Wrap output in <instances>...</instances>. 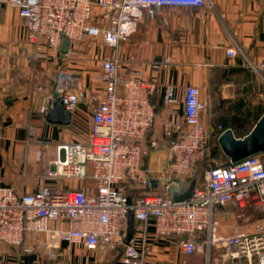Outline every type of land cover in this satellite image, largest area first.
<instances>
[{
  "label": "built area",
  "instance_id": "1",
  "mask_svg": "<svg viewBox=\"0 0 264 264\" xmlns=\"http://www.w3.org/2000/svg\"><path fill=\"white\" fill-rule=\"evenodd\" d=\"M7 1L23 19L25 39L36 54L56 59L63 38L68 51L71 44L98 36L115 48L135 31L143 15L153 17L169 6L202 7L206 0ZM226 53L233 57L236 51L228 48ZM252 68L264 82V55ZM99 81L101 93H88L77 86L75 73L61 69L55 77L56 97L47 93L48 103L40 108L45 115L54 99L68 111L79 103L89 107L86 138L67 144L65 162L57 173L75 180L90 177L94 188L58 190L42 184L32 192L16 193L0 185V245L25 252L37 249L49 261L65 260L75 245L86 251L99 245L109 251L121 246L119 264H144L151 251L146 228L150 222L153 236L172 238L183 255L202 254L203 264H264V224L256 221L252 229L246 225L255 213L264 220V152L208 164V153L222 131L218 127L206 132L199 117L206 103L195 86L187 85L183 119L165 129L168 156L153 185L144 158L161 145L147 138L155 116L150 101L155 84L144 80L139 69L120 75L118 60L109 56L100 59ZM165 99L176 102L172 88L165 90ZM201 165L200 182L190 197L178 202L169 199L167 185L190 179ZM154 186L159 190L153 192ZM225 205L239 219L229 233L222 232L225 224L216 211ZM129 215L136 223V233L130 237ZM62 241L67 242L66 248L61 247Z\"/></svg>",
  "mask_w": 264,
  "mask_h": 264
},
{
  "label": "crops",
  "instance_id": "2",
  "mask_svg": "<svg viewBox=\"0 0 264 264\" xmlns=\"http://www.w3.org/2000/svg\"><path fill=\"white\" fill-rule=\"evenodd\" d=\"M99 38L83 39L78 45L71 44L66 55L60 52L56 59H46L26 41L24 21L17 10L7 0H0V185L16 193L32 192L42 184L58 190L92 191V178L75 180L57 173L65 162L67 144L86 138L91 110L79 103L69 111L68 124H57L48 122L40 108L48 103L47 93H56L55 77L61 69L76 74L79 88L100 94L103 56L118 60L120 75L139 69L144 80L155 84L150 96L155 116L147 138L157 139L161 145L149 151L144 166L156 184L168 156L163 142L165 129L182 121L183 89L187 85L195 86L199 98L206 103L199 117L207 133L220 127L230 128L236 137L246 134L237 132L246 111L236 108L228 97L237 89L254 86L257 77L262 80L252 65H257L264 55V0H206L202 7H163L153 17L143 15L135 31L115 48ZM228 48L236 51L233 57L227 55ZM215 80L225 82L221 93L226 101L210 102L213 94L205 88L212 84L215 87ZM38 86L42 89L38 90ZM167 88L173 90L174 104L165 99ZM87 168L90 171L91 165ZM158 190L155 187L153 192ZM216 211L225 224L222 232L229 233L231 226L239 223L230 205L218 206ZM135 226L129 215L127 235L129 228L131 235L136 233ZM146 228L151 251L144 264L204 263L202 254L179 253L172 238L153 236L150 222ZM61 247L66 248L67 242L62 241ZM121 252V246L109 251L99 245L86 251L75 245L65 260L49 261L41 258L37 249L25 252L0 245V264H119Z\"/></svg>",
  "mask_w": 264,
  "mask_h": 264
},
{
  "label": "water",
  "instance_id": "3",
  "mask_svg": "<svg viewBox=\"0 0 264 264\" xmlns=\"http://www.w3.org/2000/svg\"><path fill=\"white\" fill-rule=\"evenodd\" d=\"M68 51V42L63 38L60 52ZM56 97V93L53 94ZM45 119L51 123L68 124L70 112L56 99L52 107L45 114ZM217 144L220 151L231 162L239 161L251 155L264 152V111L255 121L251 129L242 137L234 136L232 130L227 128L217 137ZM201 170L197 167L190 179L182 182H170L167 185L166 195L172 201H184L190 197L200 182ZM156 185V181L152 180ZM131 235V228L128 229V237Z\"/></svg>",
  "mask_w": 264,
  "mask_h": 264
},
{
  "label": "rangeland",
  "instance_id": "4",
  "mask_svg": "<svg viewBox=\"0 0 264 264\" xmlns=\"http://www.w3.org/2000/svg\"><path fill=\"white\" fill-rule=\"evenodd\" d=\"M84 40L82 42H84ZM79 43H76L75 45H78ZM97 49H98V46H97ZM82 55H84V53ZM214 83L216 85L215 87H213V84H212V86L209 87L208 85L205 88V91L207 93L210 92L213 94L210 102L215 103L217 101L219 102L220 100L226 101L227 98H223L222 93H221L222 84H224L225 82L220 83L218 82V80H215ZM228 100L230 101L231 104H236L235 107L238 108L239 110L246 111L245 118H243L242 122L239 125H237V128H238L237 132L240 134H243L247 132L249 129H251V127L257 120V117L259 116L261 111L264 109V83L262 82V80H260L257 77L256 84L254 86H248L246 89H237L236 91H234L233 96L228 97ZM208 155H210V151ZM224 161H225V158L223 156L218 155L217 157L213 159L210 158L209 156L207 163L210 165H220V164H223ZM202 169H203V165L200 166V170ZM261 217H262L261 213H255L252 219L246 222L247 227L249 229H252L253 227L252 225L256 221L262 222L264 224V220L261 221Z\"/></svg>",
  "mask_w": 264,
  "mask_h": 264
},
{
  "label": "trees",
  "instance_id": "5",
  "mask_svg": "<svg viewBox=\"0 0 264 264\" xmlns=\"http://www.w3.org/2000/svg\"><path fill=\"white\" fill-rule=\"evenodd\" d=\"M264 111V109L261 111V113ZM260 113V114H261ZM260 114H259V116H260ZM258 116V117H259ZM257 117V118H258ZM224 129L223 128H219V130L218 131H223ZM248 132V131H247ZM246 132V133H247ZM218 155H220V156H223L224 158H225V161L223 162V163H225L228 159H227V157L225 156V155H223V153L220 151V149H219V146H218V144H217V142L216 141H214V144H212V146H211V149H210V158H215V157H217Z\"/></svg>",
  "mask_w": 264,
  "mask_h": 264
}]
</instances>
